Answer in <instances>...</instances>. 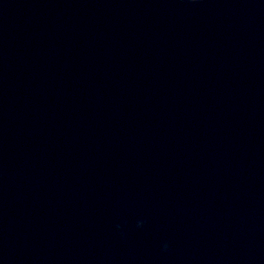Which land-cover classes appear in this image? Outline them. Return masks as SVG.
<instances>
[{
    "label": "water",
    "instance_id": "obj_1",
    "mask_svg": "<svg viewBox=\"0 0 264 264\" xmlns=\"http://www.w3.org/2000/svg\"><path fill=\"white\" fill-rule=\"evenodd\" d=\"M0 264H264V0H0Z\"/></svg>",
    "mask_w": 264,
    "mask_h": 264
},
{
    "label": "clouds",
    "instance_id": "obj_2",
    "mask_svg": "<svg viewBox=\"0 0 264 264\" xmlns=\"http://www.w3.org/2000/svg\"><path fill=\"white\" fill-rule=\"evenodd\" d=\"M192 2H193V3H195V2H196V0H192Z\"/></svg>",
    "mask_w": 264,
    "mask_h": 264
}]
</instances>
